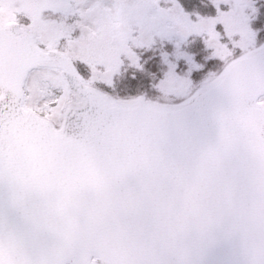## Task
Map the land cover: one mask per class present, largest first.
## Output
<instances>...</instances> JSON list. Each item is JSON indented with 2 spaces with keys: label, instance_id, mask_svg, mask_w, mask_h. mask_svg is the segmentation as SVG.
I'll use <instances>...</instances> for the list:
<instances>
[{
  "label": "snow or ice",
  "instance_id": "6c2138e0",
  "mask_svg": "<svg viewBox=\"0 0 264 264\" xmlns=\"http://www.w3.org/2000/svg\"><path fill=\"white\" fill-rule=\"evenodd\" d=\"M0 264H264V0H0Z\"/></svg>",
  "mask_w": 264,
  "mask_h": 264
}]
</instances>
